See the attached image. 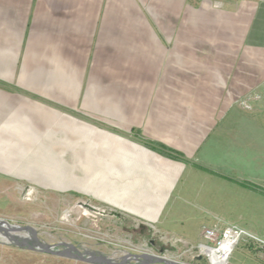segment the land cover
Instances as JSON below:
<instances>
[{
    "label": "crops",
    "instance_id": "0c3cea01",
    "mask_svg": "<svg viewBox=\"0 0 264 264\" xmlns=\"http://www.w3.org/2000/svg\"><path fill=\"white\" fill-rule=\"evenodd\" d=\"M73 117L156 193L121 207L163 230L170 196L193 195L215 219L200 236L264 241V0H0V171L28 178L10 154L71 151Z\"/></svg>",
    "mask_w": 264,
    "mask_h": 264
},
{
    "label": "rangeland",
    "instance_id": "374dc122",
    "mask_svg": "<svg viewBox=\"0 0 264 264\" xmlns=\"http://www.w3.org/2000/svg\"><path fill=\"white\" fill-rule=\"evenodd\" d=\"M42 116L49 115L42 112ZM74 117L71 124L66 125L64 121L60 124L62 128H67V132L69 124L72 127L69 132L73 135L67 138L72 141L69 146L71 151L62 153L58 145L52 148L54 151L51 153L10 154L11 161L34 169L26 171L28 178L22 176L24 172L19 176L18 169L13 171L18 177L0 171V218L33 227L42 243L55 245L54 248L59 250L66 249L60 243H68L80 250L95 251L116 262L129 253H147L173 259L179 264H209L198 249L199 243L205 242L199 233L201 225H210L215 220L209 212L208 202L195 200L193 195L188 194L179 197L176 193L171 195L164 204L163 217L167 227L163 230H158L156 223L149 219L121 207L123 200L129 203V200L137 198L144 202L151 200L156 193L145 192L151 185L129 184L132 177L126 176L128 170L114 168L112 136L102 140L95 132L89 131L91 127H88L89 130L82 128ZM82 122L104 128L102 121L100 125L89 119ZM46 125L47 121L41 120L38 128L43 131ZM89 148L94 153L88 152ZM96 156L100 159L95 160ZM152 171L156 172L155 169ZM152 174V179L159 177ZM171 207H176V212L180 210V214L168 213ZM178 217L183 219L177 220ZM200 219L202 221L198 224ZM18 234L26 236L24 231ZM128 263L139 262L129 260ZM0 264L96 263L21 248L0 236ZM225 264H264V247L242 236Z\"/></svg>",
    "mask_w": 264,
    "mask_h": 264
},
{
    "label": "water",
    "instance_id": "95a60500",
    "mask_svg": "<svg viewBox=\"0 0 264 264\" xmlns=\"http://www.w3.org/2000/svg\"><path fill=\"white\" fill-rule=\"evenodd\" d=\"M87 207L92 208L88 204ZM26 232V236H19L18 232ZM0 236L7 239V242L13 243L21 248H27L29 250H36L54 254L57 256L67 257L71 259H78L80 261L96 264H130L129 260H135L138 264H152L154 262H160L164 264H179L173 259H169L163 256L153 254H126L120 261L116 262L112 259L103 256L95 251L80 250L78 247L68 244L60 243V246L65 247L64 250L55 249L52 244H44L37 237L36 231L33 227L28 225H20L10 223L7 220L0 218ZM129 258V259H128Z\"/></svg>",
    "mask_w": 264,
    "mask_h": 264
},
{
    "label": "built area",
    "instance_id": "2783aa9c",
    "mask_svg": "<svg viewBox=\"0 0 264 264\" xmlns=\"http://www.w3.org/2000/svg\"><path fill=\"white\" fill-rule=\"evenodd\" d=\"M212 4L219 7L221 0H212ZM242 236H247L249 240L264 247V241L253 234L236 225H226L221 229L204 227L202 237L205 242L199 243L198 249L207 258L209 264H225L230 252Z\"/></svg>",
    "mask_w": 264,
    "mask_h": 264
},
{
    "label": "flooded vegetation",
    "instance_id": "af4514ba",
    "mask_svg": "<svg viewBox=\"0 0 264 264\" xmlns=\"http://www.w3.org/2000/svg\"><path fill=\"white\" fill-rule=\"evenodd\" d=\"M129 259V258H128ZM121 260V259H120Z\"/></svg>",
    "mask_w": 264,
    "mask_h": 264
}]
</instances>
